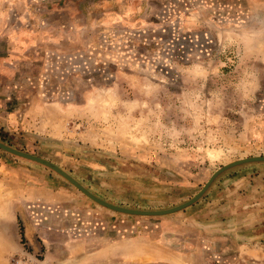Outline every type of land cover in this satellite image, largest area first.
Returning a JSON list of instances; mask_svg holds the SVG:
<instances>
[{
    "label": "rangeland",
    "instance_id": "374dc122",
    "mask_svg": "<svg viewBox=\"0 0 264 264\" xmlns=\"http://www.w3.org/2000/svg\"><path fill=\"white\" fill-rule=\"evenodd\" d=\"M0 141L114 205L189 200L264 156V0H0ZM0 217V264H264V163L140 217L0 150Z\"/></svg>",
    "mask_w": 264,
    "mask_h": 264
},
{
    "label": "water",
    "instance_id": "95a60500",
    "mask_svg": "<svg viewBox=\"0 0 264 264\" xmlns=\"http://www.w3.org/2000/svg\"><path fill=\"white\" fill-rule=\"evenodd\" d=\"M0 150L11 154L15 157L25 159L34 163H37L39 165H42L59 176H61L63 179H65L67 182H69L71 185H73L79 192H81L84 196H86L88 199L96 203L97 205L106 208L108 210H111L113 212H117L120 214L130 215V216H140V217H160V216H166L171 215L177 212H180L193 204H195L200 198L205 194V192L209 189V187L212 185L214 180L220 176L222 173L226 172L227 170H230L232 168L242 166L245 164L250 163H264V156H252V157H245L233 160L229 163H226L222 165L220 168H218L212 175L209 177V179L206 181V183L203 185V187L196 193L192 198L189 200L176 205L171 208L167 209H161V210H138V209H130L118 205H114L112 203H109L108 201L96 196L91 191H89L86 187H84L80 182H78L74 177H72L69 173H67L65 170L60 168L59 166L42 159L40 157L22 152L20 150L14 149L3 142L0 141Z\"/></svg>",
    "mask_w": 264,
    "mask_h": 264
},
{
    "label": "crops",
    "instance_id": "0c3cea01",
    "mask_svg": "<svg viewBox=\"0 0 264 264\" xmlns=\"http://www.w3.org/2000/svg\"><path fill=\"white\" fill-rule=\"evenodd\" d=\"M28 198L24 199V201H20V204L24 205V209H25V214L27 215V219L29 221H32L33 219L36 218V220H38V223H45V225L48 227L52 224V220L56 221V216L54 217V219H51V221H48L46 218L44 220H41V217L36 216L39 214L40 210H44L46 207L48 208L47 210H50L52 208L49 207H53L54 205H62V207L64 206V204H66L67 201H65V199H63L62 197H60L61 195L58 194H54L53 192H51V194L46 193V192H40V191H33L30 190L28 191ZM40 208V209H39ZM69 209V208H68ZM63 210V208H62ZM54 213L56 212L55 210L53 211ZM62 214V213H60ZM14 217V219L18 218V214L16 212L13 213V215L9 218V220H12L11 218ZM61 217V216H58ZM1 219L4 220L3 217H0ZM70 220L72 218V220L74 221L76 218L72 217V215L69 217ZM62 220L67 219V217L63 216L61 217ZM41 220V221H39ZM34 221V220H33ZM47 222V223H46ZM28 223V222H27ZM25 226V232H35V226H37V224L35 225H30L27 224ZM52 227H55V225H53ZM51 232V231H50ZM5 236V235H3ZM0 237H1V232H0ZM3 253L0 251V258L2 257Z\"/></svg>",
    "mask_w": 264,
    "mask_h": 264
}]
</instances>
